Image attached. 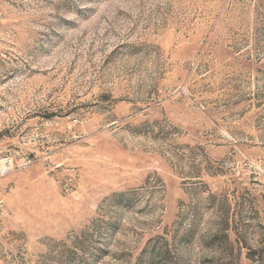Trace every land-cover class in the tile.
<instances>
[{"label": "rangeland", "instance_id": "1", "mask_svg": "<svg viewBox=\"0 0 264 264\" xmlns=\"http://www.w3.org/2000/svg\"><path fill=\"white\" fill-rule=\"evenodd\" d=\"M0 264H264V0H0Z\"/></svg>", "mask_w": 264, "mask_h": 264}, {"label": "built area", "instance_id": "2", "mask_svg": "<svg viewBox=\"0 0 264 264\" xmlns=\"http://www.w3.org/2000/svg\"><path fill=\"white\" fill-rule=\"evenodd\" d=\"M12 170V159L7 155L0 156V179L8 175Z\"/></svg>", "mask_w": 264, "mask_h": 264}]
</instances>
